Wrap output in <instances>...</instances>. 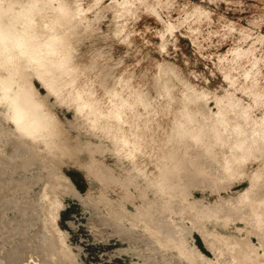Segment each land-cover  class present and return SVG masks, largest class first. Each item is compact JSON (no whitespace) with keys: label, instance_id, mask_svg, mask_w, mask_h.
Instances as JSON below:
<instances>
[{"label":"rangeland","instance_id":"obj_1","mask_svg":"<svg viewBox=\"0 0 264 264\" xmlns=\"http://www.w3.org/2000/svg\"><path fill=\"white\" fill-rule=\"evenodd\" d=\"M0 7V264H264V0Z\"/></svg>","mask_w":264,"mask_h":264},{"label":"bare ground","instance_id":"obj_2","mask_svg":"<svg viewBox=\"0 0 264 264\" xmlns=\"http://www.w3.org/2000/svg\"><path fill=\"white\" fill-rule=\"evenodd\" d=\"M6 7V6H5ZM25 7H27L28 8V6H25ZM35 8H37V7H35ZM3 10V8L2 7H0V13H1V11ZM28 10V9H27ZM26 10V11H27ZM36 9H34L33 11H35ZM38 10V9H37ZM21 11V10H20ZM29 11V10H28ZM30 11H32V10H30ZM27 13H29V12H27ZM27 13H25V14H27ZM23 15H24V13H23ZM21 16V15H20ZM4 17V16H3ZM23 17V16H22ZM28 18H29V21L30 22H32L34 19H33V16L30 14V15H28L27 16ZM23 19H24V17H23ZM28 20V19H27ZM26 20V21H27ZM23 21V20H22ZM28 22V21H27ZM48 27V26H47ZM53 30V29H52ZM51 30V31H52ZM50 31V30H49ZM56 31V30H55ZM54 32V31H53ZM50 33V32H49ZM29 34V33H28ZM55 34V33H54ZM54 34H52L51 33V36L52 35H54ZM40 36V34H37V35H35V36H31L30 38L31 39H37L38 37ZM21 38V37H20ZM16 40V39H15ZM46 40V39H45ZM35 41V40H34ZM48 41H49V39H48ZM16 42H17V40H16ZM50 42H52V41H50ZM38 43V42H37ZM44 43V42H43ZM41 45V44H40ZM50 45H52V44H50ZM6 46V45H5ZM23 46H24V44H23ZM20 48V47H19ZM22 48V47H21ZM6 51L4 50L3 51V53L4 54H7L8 52L7 51H10V49H9V47H6ZM38 49V48H37ZM45 49V48H44ZM36 50V49H35ZM52 51V50H51ZM5 52H7V53H5ZM19 53V52H18ZM20 53L22 54H25L26 52L23 50V49H20ZM45 53H47V52H45ZM42 55V54H41ZM56 55V54H55ZM63 56V55H62ZM6 58V57H5ZM60 58V57H59ZM13 59V58H12ZM31 59V58H30ZM53 59H55V58H53ZM39 60V59H38ZM41 60V59H40ZM58 60H60V59H58ZM31 61V60H30ZM47 61H49V60H47ZM51 61V60H50ZM43 62V61H42ZM35 67V70H37V69H42V68H44V67H42L43 65H38V61H37V64L36 65H34ZM45 66V65H44ZM40 78H41V80L45 83L46 82V80H44V78L41 76L42 74H37ZM19 77L21 78V80L23 81L24 79H25V76L23 75V74H19ZM24 82V81H23ZM22 82V84H24ZM48 87H49V85H48ZM54 88V87H53ZM28 90H27V96L29 97V95H31L32 93H33V87L32 86H29L28 88H27ZM6 87H3V85L0 83V95L3 97V99L6 97ZM81 94V93H80ZM82 98V97H81ZM76 99V98H75ZM84 100V99H83ZM10 111H9V115L11 116V119L13 120V122L15 123V125L20 129V130H23V131H26L29 135H35V134H40L42 131H44V127H45V124H46V122L44 121V120H41V119H36L35 117H32L31 118V109L29 108V107H27V108H24V105H19V104H12L11 105V107H10ZM111 119V118H110ZM44 122H45V124H44ZM109 127L111 128L112 126L111 125H109ZM108 127V128H109ZM113 129V128H112ZM110 130V129H109ZM139 140H140V138H139ZM244 142H245V140L244 139H242V141H239L238 143H236L237 145L236 146H238V149H239V151H241V152H243L244 151V147H243V144H244ZM125 144H126V142H125ZM138 144V143H137ZM128 147V146H127ZM234 154H235V152H234ZM233 154V155H234ZM237 154V153H236ZM238 155V154H237ZM228 157H231V156H228ZM226 159H228V158H226ZM43 185V184H42ZM43 191V190H42ZM235 204H248L250 207L251 206H253V204H252V202H251V200H249V194H248V191H246V193L244 194V195H242L241 196V198H231V199H229V200H227L226 202H225V207H230V206H234ZM100 213V212H99ZM251 215H253L254 216V213H251ZM103 217V216H102ZM254 219L256 220V218H255V216H254ZM48 220V219H47ZM89 220V219H88ZM254 221V220H253ZM122 226V225H121ZM122 228V227H121ZM50 231V230H49ZM50 233H52L51 231H50ZM46 236H47V234H46ZM144 236V235H143ZM145 238V237H144ZM260 240L262 241V243H263V238H260ZM236 247H238V244H236V246L234 247V249L236 248ZM263 247H264V245H263ZM188 250V249H187ZM237 251V250H236ZM236 251H235V254L234 255H236ZM31 253H32V251H31ZM55 253V252H54ZM29 254V253H28ZM56 254V253H55ZM228 254H229V252H228ZM57 255V254H56ZM189 255L191 256V258H194V255H197V251H195L194 252V255H193V253H192V251L191 250H189ZM32 256V255H31ZM235 257V256H234ZM9 259V258H8ZM28 259H30V258H28ZM18 260V259H17ZM6 261H8V260H6ZM39 261V260H38ZM42 261V260H41ZM50 261V260H49ZM26 262H27V260H26ZM32 262V261H31ZM10 263V262H9ZM21 263V262H20ZM23 263V262H22ZM21 263V264H22ZM25 263V262H24Z\"/></svg>","mask_w":264,"mask_h":264}]
</instances>
